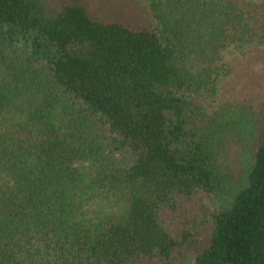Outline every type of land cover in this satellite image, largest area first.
Instances as JSON below:
<instances>
[{
  "label": "trees",
  "instance_id": "16d2710c",
  "mask_svg": "<svg viewBox=\"0 0 264 264\" xmlns=\"http://www.w3.org/2000/svg\"><path fill=\"white\" fill-rule=\"evenodd\" d=\"M146 1L0 0V264H264V0Z\"/></svg>",
  "mask_w": 264,
  "mask_h": 264
},
{
  "label": "rangeland",
  "instance_id": "374dc122",
  "mask_svg": "<svg viewBox=\"0 0 264 264\" xmlns=\"http://www.w3.org/2000/svg\"><path fill=\"white\" fill-rule=\"evenodd\" d=\"M91 13L96 14L106 22H118L132 27L142 26L149 23L155 26L153 16L150 12L149 4L146 0H86ZM251 2H261V0H246ZM264 51V43L253 44L243 49L230 46L225 52V63L230 68H239L249 58L254 57L258 52ZM237 68V69H238ZM264 100L258 96L255 104ZM218 98L208 99L212 104L217 103Z\"/></svg>",
  "mask_w": 264,
  "mask_h": 264
}]
</instances>
